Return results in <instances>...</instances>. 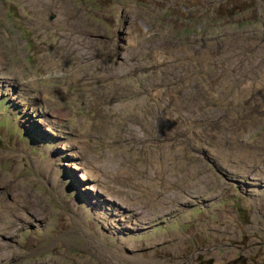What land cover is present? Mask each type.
Returning <instances> with one entry per match:
<instances>
[{
    "label": "rangeland",
    "instance_id": "1",
    "mask_svg": "<svg viewBox=\"0 0 264 264\" xmlns=\"http://www.w3.org/2000/svg\"><path fill=\"white\" fill-rule=\"evenodd\" d=\"M0 78V264H264V0H0Z\"/></svg>",
    "mask_w": 264,
    "mask_h": 264
},
{
    "label": "bare ground",
    "instance_id": "2",
    "mask_svg": "<svg viewBox=\"0 0 264 264\" xmlns=\"http://www.w3.org/2000/svg\"><path fill=\"white\" fill-rule=\"evenodd\" d=\"M254 59V58H253ZM247 60V59H246ZM250 61H251V59H250ZM0 79H2V78H0ZM36 113V112H35ZM41 117V116H40ZM45 122H47V121H45ZM38 124V123H37ZM54 148V147H53ZM50 157H51V155H50ZM42 158H43V156H42ZM40 159V158H39ZM45 159H47V158H45ZM49 159V158H48ZM47 159V160H48ZM54 160H55V158H54ZM42 162H43V160H42ZM44 162H45V160H44ZM50 162V161H49ZM52 162V161H51ZM42 164V163H41ZM46 164V163H45ZM44 165V164H43ZM48 165H49V163H48ZM46 166V165H45ZM43 167V166H42ZM52 167V166H51ZM49 168V167H48ZM40 171V170H39ZM49 173V172H48ZM54 174H56V173H54ZM262 175V174H261ZM82 181V180H81ZM80 184V183H79ZM87 192V191H86ZM101 195V194H100ZM88 197V196H87ZM118 200H120V197H116ZM120 203V202H119ZM133 198L131 197V196H128L127 197V206L125 207V206H123V205H119V207H117V208H115V207H112V211H113V214H116L115 212L116 211H118L117 212V214H119L122 218H124V221L123 222H126V223H124L125 225L126 224H130L131 225V227H135V226H137V225H139V224H141V225H143V224H145V223H147L146 222V215L144 214V213H141V212H139V213H137V212H135V209H133ZM91 204V203H90ZM116 204V203H115ZM162 201H159V206H156V207H153V210H157V213H162ZM123 206V207H122ZM164 206V205H163ZM93 209V208H92ZM163 209H164V207H163ZM121 210H124L123 212H125V213H127L128 215H124L123 213H122V211ZM120 213H122V215L120 214ZM130 213H131V215H130ZM156 213V214H157ZM154 214V213H153ZM105 219V218H104ZM113 225V224H112ZM119 226V225H118ZM124 229H129V228H127V227H123ZM101 244V243H100Z\"/></svg>",
    "mask_w": 264,
    "mask_h": 264
}]
</instances>
